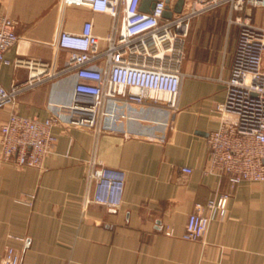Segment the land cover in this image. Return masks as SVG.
Masks as SVG:
<instances>
[{"label": "crops", "instance_id": "0c3cea01", "mask_svg": "<svg viewBox=\"0 0 264 264\" xmlns=\"http://www.w3.org/2000/svg\"><path fill=\"white\" fill-rule=\"evenodd\" d=\"M220 10L192 21L178 110L109 101L107 109L124 117L103 118L97 129L54 127L57 144L42 169L19 167L0 148V264L7 247L20 264H264V182L232 186L230 177L205 172L240 31L230 22L237 14ZM0 13L17 22L20 38L0 82L23 87L16 106L0 111V129L13 110L69 121L75 73L51 77L17 60L60 70L68 54L60 52L54 64L59 30L81 32L93 20L95 33L106 36L112 18L85 6L64 8L63 0H0ZM93 163L123 173L119 208L86 203ZM219 192L231 195L227 216L216 215L201 240L185 238L197 204ZM33 195V206L20 202Z\"/></svg>", "mask_w": 264, "mask_h": 264}, {"label": "built area", "instance_id": "2783aa9c", "mask_svg": "<svg viewBox=\"0 0 264 264\" xmlns=\"http://www.w3.org/2000/svg\"><path fill=\"white\" fill-rule=\"evenodd\" d=\"M143 0H63V7L85 6L94 13L107 14L112 26L106 36L95 33L93 20L84 23L81 32L60 29L55 43L56 57L66 52L65 66L56 70L49 63L17 60V65L41 66L42 73L56 77L74 72L78 82L69 106L71 118L60 116L45 120L20 115L13 110L0 129L1 156L19 167H44L53 152L57 137L54 127L97 129L102 119L114 122L124 115L109 101L163 105L179 109L182 83L187 76L183 66L192 21L223 7L236 13L231 23L239 26L231 75L224 81L226 99L216 107L219 128L208 136L209 156L205 172L228 176L232 186L244 181L264 182V27L253 22L250 10L264 8V0H156L150 12L141 10ZM150 7L151 4L149 3ZM170 11L171 17H165ZM17 22L0 13V72L7 52L20 38ZM23 87L0 82V111L16 106ZM183 174L193 173L182 167ZM92 188L86 203L119 208L125 179L121 171L95 163L87 175ZM231 195L216 193L206 203L197 204L189 216L184 237L201 240L217 215L225 218ZM35 196L20 201L33 206ZM173 229L166 230L167 235ZM1 264H20L13 247H7Z\"/></svg>", "mask_w": 264, "mask_h": 264}, {"label": "rangeland", "instance_id": "374dc122", "mask_svg": "<svg viewBox=\"0 0 264 264\" xmlns=\"http://www.w3.org/2000/svg\"><path fill=\"white\" fill-rule=\"evenodd\" d=\"M220 9H222V8H220ZM220 9H218V10H216V11H213V12H211V14H222V12H221V10ZM248 13H250L251 15H252V19H253V22H255L256 24H258V25H261V26H263L264 27V8H260V9H254V10H250V11H248ZM225 20H226V18H225ZM226 23V22H225ZM219 24H222L221 22L219 23ZM220 28V27H219ZM233 28H235V27H233ZM237 29V28H236ZM211 32H213V31H211ZM190 33V32H189ZM190 38V35H188V39ZM188 39H187V45H188ZM188 49H189V46H187V48H186V55H185V60H186V56H187V53H188ZM184 63H185V61H184Z\"/></svg>", "mask_w": 264, "mask_h": 264}, {"label": "water", "instance_id": "95a60500", "mask_svg": "<svg viewBox=\"0 0 264 264\" xmlns=\"http://www.w3.org/2000/svg\"><path fill=\"white\" fill-rule=\"evenodd\" d=\"M155 1L156 0H143V3L141 5V10H143L145 12H150L155 6ZM149 3L151 4L150 7L148 6ZM164 16L167 17V18H170L171 17V12L170 11H166Z\"/></svg>", "mask_w": 264, "mask_h": 264}]
</instances>
